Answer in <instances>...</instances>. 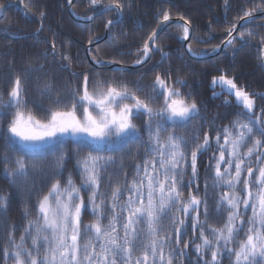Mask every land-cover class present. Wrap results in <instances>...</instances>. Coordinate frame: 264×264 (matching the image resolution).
Instances as JSON below:
<instances>
[{
	"label": "snow or ice",
	"instance_id": "obj_1",
	"mask_svg": "<svg viewBox=\"0 0 264 264\" xmlns=\"http://www.w3.org/2000/svg\"><path fill=\"white\" fill-rule=\"evenodd\" d=\"M248 2L252 6L233 18L227 35L213 47L214 54L229 49L235 53L253 39H259V50L264 51V35L256 30L264 24L257 25L255 15L264 13V7L255 0ZM19 3L27 15L31 8L25 0ZM87 6L91 14L73 12L85 21L86 29L95 22L96 11L115 13L116 19L104 25L111 35L127 5L122 0H87ZM6 7L0 2V18ZM45 17L41 11V28ZM171 28L180 30L181 40H189L191 22L184 16L174 21L165 9L157 15L134 65L150 62V54L156 52L162 67L169 53L159 41ZM95 51L98 54L99 48ZM184 51L189 59L207 54L193 50L191 43ZM49 55L53 60L71 59L56 51L55 42L44 59ZM92 59L105 63L103 57ZM110 62L123 63L114 57ZM43 71V64H29L13 74L6 100L0 93V166L13 187L21 183L36 196L35 204L25 202L23 223L9 226L6 239L0 241V264H183L185 259L193 264L186 251L189 230L195 264H222L225 258L231 264H264V108L256 109L257 97L239 86L235 77L221 70L212 75L211 89L213 98L240 109L237 118L214 130L197 131L190 143L176 129L200 119L201 107L190 93L181 91L187 85L179 76L173 79L171 67L163 72L153 68L155 76L147 86L139 82L130 86L123 79H103L95 73L90 88L89 72L73 73L80 79L79 87L61 98L54 84L45 82L40 96L51 104H38L33 111L22 77ZM140 120L147 141L135 122ZM207 127L205 121L202 128ZM69 144L79 185L71 174L64 178ZM209 153L201 196V161ZM49 155L54 171L38 188L34 173L43 171L40 166ZM125 159L136 161L130 174ZM8 206V198L0 196V217L6 216ZM86 216L90 223L84 222Z\"/></svg>",
	"mask_w": 264,
	"mask_h": 264
},
{
	"label": "trees",
	"instance_id": "obj_2",
	"mask_svg": "<svg viewBox=\"0 0 264 264\" xmlns=\"http://www.w3.org/2000/svg\"><path fill=\"white\" fill-rule=\"evenodd\" d=\"M16 1L19 0H0V2H5L6 5ZM122 2L127 5L124 9L123 22L114 26L109 39L98 46V54L95 48L92 50V58L94 56L97 58L103 57L105 63H111L110 60L114 57L116 60L123 62L117 65L126 67L134 66V61L144 39L156 25L157 15L165 9L172 13L173 20L178 19L179 16H184L191 22L194 31L191 41L193 50L205 52L206 55H209L213 53V47L220 44L221 38L227 35L225 29L233 22V18L238 12L252 6L248 0H228L227 5L225 0H122ZM255 2L264 7L261 0H255ZM26 3L31 8L27 15H25L26 10L23 5H16L8 9L4 18L0 20V35L19 38L14 40L0 36V93L4 94L5 100L7 99V86L13 74L24 71L29 64L32 67L44 65L43 72L35 73L28 78L22 77V80H26V99L33 111L37 110L36 105L38 104H43L45 107L51 104L50 100L40 96L45 82L53 83L56 94L61 98L67 96L72 89L79 87L80 79L78 76H74L73 73L89 72L90 88L93 86L95 73H98L103 79H123L130 86L137 82L141 83L142 86H147L154 79L153 68H156L158 72H163L171 67L174 70L173 79L179 76L184 79L187 85L181 91L190 93L201 107L200 119L194 120L187 128L176 129V134L184 136L190 143L197 131L202 133L203 131L223 127L236 119L235 113L240 111L235 106L225 104L224 99L213 98L211 77L221 70L235 77L239 86L257 97V110L264 108V100L259 99L260 96H264V68L261 59L264 51L259 50V39H253L249 45L242 49L237 44L236 47L240 50L235 53L229 49L226 54H221L218 58L197 61L189 59L185 53L184 40L180 39V30L171 28L159 41V46L169 53V59L162 67H160V54L153 52L151 62L138 70L116 71L109 69V67L95 70L87 57L88 40L91 38L94 43L97 42V39L99 41L104 38L106 33L105 22L108 19H116L114 12L101 16L95 23L91 24L89 29H86L84 23L72 18L66 0H27ZM41 11L46 13L43 28L40 24ZM74 12L79 16H84L85 14H91L92 9L88 8L87 0H77ZM258 13L260 12H256L255 15ZM256 24H264V19L256 21ZM210 27L211 31L209 30ZM9 29L10 31H8ZM256 30L264 35V28ZM52 42H55L58 53H65L71 59L61 61L57 58L53 60L51 55L44 59V54L50 51ZM10 68L12 72H10ZM140 95L143 96V94ZM33 101L35 103H32ZM205 121L208 122V127L202 128ZM135 122L141 126L142 138L147 141V134L144 133L142 127L143 121ZM213 122L215 123L213 124ZM72 149L71 144L66 146L69 158L65 162L64 178L66 179L71 174L79 185L80 179L76 172V159L72 154ZM132 151L136 153L138 147L134 145ZM210 155V153L204 155L201 161L199 193L201 196L204 192V168L207 166ZM135 162L133 159L123 161L129 174ZM53 164L54 159L49 155L40 166L43 171L38 170L34 173L38 188L43 187L46 180L53 174ZM188 178L190 177H186V181ZM113 181L115 182V178H113ZM104 190L107 191L108 188L105 186ZM192 192L196 194V189L193 188ZM187 195L188 192L185 191V196ZM212 195L210 190V202ZM0 196H6L9 201L6 216L0 217V241H2L6 239L9 226H19L23 223L22 213L25 202L35 204L36 196L34 193L29 195L21 183L13 187L9 179L4 176L3 166H0ZM84 222L90 223L91 217H84ZM213 223L219 226L217 221L214 220ZM16 235L18 237L20 233L18 232ZM198 235L197 233L196 236ZM193 239V234L189 230V247L186 251L191 254V260L195 264L196 254L191 243ZM183 264H189V261L185 259ZM222 264H231V262L225 258Z\"/></svg>",
	"mask_w": 264,
	"mask_h": 264
},
{
	"label": "water",
	"instance_id": "obj_3",
	"mask_svg": "<svg viewBox=\"0 0 264 264\" xmlns=\"http://www.w3.org/2000/svg\"><path fill=\"white\" fill-rule=\"evenodd\" d=\"M26 1H27V0H25V2H26ZM76 2H77V0H73V4H72V5H69V13H70V15L72 16V18H74L76 21L85 24V21L80 20V19H77V17H76L75 15H73V12H74V11H73V8H74V5H75ZM15 5H21V4L19 3V1H17V2H13V3L7 5L6 10H5V13H4V16H5L7 10H8L9 8L15 6ZM103 15H105V14L102 13L101 11H99L98 13H96V14H95V18H94L95 21H96L98 18H100L101 16H103ZM256 17H257V20L264 19V13H259V14L256 15ZM0 19H2V18H0ZM123 20H124V13H123V16H122V18L120 19V21H119L118 24L122 23ZM176 20H178V19H175L174 21H176ZM257 20H256V21H257ZM92 24H93V23H92ZM118 24H117V25H118ZM114 26H115V25H114ZM109 37H110V34L106 31L104 38H103L102 40L98 41V44H97V42H94L92 45H89V46H88V49H87V57H88V60H89V62H90V64H91V66H92L95 70H101V69H104L105 67H109V69H111V70H116V71H121V69H127L126 71H134V70H138V69H141V68L147 66V65L151 62V61H150V62H149V61H146L144 65H135V66H131V67H125V66H121V65H117V64H111V63L95 64L94 61H93V59H92V50H93L94 48H96V47L102 45L103 43H105V42L109 39ZM161 37H162V36H161ZM192 37H193V29L191 28V30H190V36H189V40L183 42L184 46L187 45L188 43H191V39H192ZM8 38H10V39H17V38L10 37V36H8ZM150 55H151V60H152L153 53H151ZM220 55H221V54H214V53H212V54H210V55H208V56H206V57H203V58H199V57H197V58H192V59H194V60H198V61H208V60H212V59L218 58ZM263 57H264V56H263ZM263 68H264V62H263Z\"/></svg>",
	"mask_w": 264,
	"mask_h": 264
}]
</instances>
